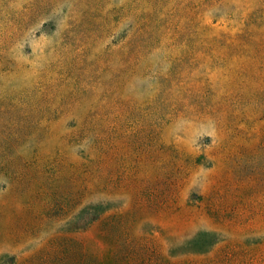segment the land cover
Segmentation results:
<instances>
[{
	"label": "rangeland",
	"instance_id": "rangeland-1",
	"mask_svg": "<svg viewBox=\"0 0 264 264\" xmlns=\"http://www.w3.org/2000/svg\"><path fill=\"white\" fill-rule=\"evenodd\" d=\"M0 264H264V0H0Z\"/></svg>",
	"mask_w": 264,
	"mask_h": 264
}]
</instances>
